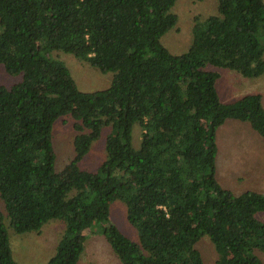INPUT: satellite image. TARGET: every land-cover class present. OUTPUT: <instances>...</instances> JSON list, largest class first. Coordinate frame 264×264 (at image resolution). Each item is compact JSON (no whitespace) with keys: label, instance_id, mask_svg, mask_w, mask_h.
Listing matches in <instances>:
<instances>
[{"label":"trees","instance_id":"1","mask_svg":"<svg viewBox=\"0 0 264 264\" xmlns=\"http://www.w3.org/2000/svg\"><path fill=\"white\" fill-rule=\"evenodd\" d=\"M175 2L0 0V65L19 77L0 85V264H17L7 228L38 233L51 220L66 227L47 264H77L95 226L120 264H205L202 240L215 264H263L264 193L231 192L216 177L227 120L264 140L262 96L223 102L216 82L264 75V0H215L180 55L160 44ZM60 53L111 73L109 86L80 91ZM62 118L72 120L73 157L57 172L52 128ZM103 133L104 160L81 169ZM115 201L137 242L109 223Z\"/></svg>","mask_w":264,"mask_h":264},{"label":"rangeland","instance_id":"2","mask_svg":"<svg viewBox=\"0 0 264 264\" xmlns=\"http://www.w3.org/2000/svg\"><path fill=\"white\" fill-rule=\"evenodd\" d=\"M170 13L176 15L177 23L162 36L160 44L169 53L180 55L185 53L191 44V29L194 19L204 21L207 16L216 14V4L215 0H176ZM260 42L264 47L261 38ZM53 56L60 59L69 68L80 91L92 92L109 86L111 73L102 74L70 54L60 53L53 54ZM18 79L19 77L7 75L0 65V85L9 87L15 84ZM216 89L221 101L222 98L224 100L234 99L245 93L260 94L264 107V75L258 79L245 81L236 78L232 73H224L220 81L216 82ZM71 126V119L62 118L52 128V146L56 154L54 166L57 172H61L73 157L72 140L75 133ZM105 136L106 133H103L100 139L93 143L90 152L79 164L81 169L94 171L104 160L103 142L105 143ZM229 141L231 142L230 147L228 146ZM134 142L135 145L139 142L137 127L134 129ZM216 143L219 147L218 165L221 167L219 171L217 168L216 177L220 185L223 184L227 187L224 188L231 192L232 190L248 189L264 193V140L253 132L248 124L227 120L217 131ZM220 146L223 148L221 149ZM229 153L232 154L231 167H229L227 158ZM63 178L66 179V175ZM259 218L264 221V214H261ZM108 221L129 240L138 241L137 230L126 220L124 204L115 201L110 205ZM5 225L7 226V224ZM65 227L63 222L51 220L38 233L30 232L22 235L7 228L14 261L17 264H47L56 251ZM90 231L85 230L83 233L84 249L77 264H120L102 237L100 228L95 226ZM197 248L201 252L205 264H215L216 255L207 240L200 241ZM261 259L264 264V254L261 255Z\"/></svg>","mask_w":264,"mask_h":264},{"label":"crops","instance_id":"3","mask_svg":"<svg viewBox=\"0 0 264 264\" xmlns=\"http://www.w3.org/2000/svg\"><path fill=\"white\" fill-rule=\"evenodd\" d=\"M220 96H221V98H222V95L220 94ZM235 99V98H234ZM231 100H233V99H227V100H224L223 98H222V101L223 102H229V101H231ZM230 145H231V142L229 141V143H228V146L230 147ZM227 146V147H228ZM221 147V146H220ZM219 148V147H218ZM223 147H221V149H222ZM228 163H229V167H231L232 166V164H231V161H232V154L231 153H229V155H228ZM218 160H220V158H219V153H218V155H217V160H216V165H217V168H218V171H219V169L221 168V167H219V165H218ZM262 175V174H261Z\"/></svg>","mask_w":264,"mask_h":264}]
</instances>
